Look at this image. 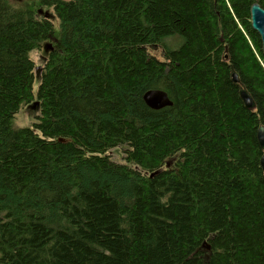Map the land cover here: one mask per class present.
Wrapping results in <instances>:
<instances>
[{"label":"trees","instance_id":"1","mask_svg":"<svg viewBox=\"0 0 264 264\" xmlns=\"http://www.w3.org/2000/svg\"><path fill=\"white\" fill-rule=\"evenodd\" d=\"M255 3L0 0V264H264Z\"/></svg>","mask_w":264,"mask_h":264},{"label":"water","instance_id":"2","mask_svg":"<svg viewBox=\"0 0 264 264\" xmlns=\"http://www.w3.org/2000/svg\"><path fill=\"white\" fill-rule=\"evenodd\" d=\"M71 1V0H64ZM251 28L258 34L261 42L262 53L264 55V9L255 3L250 8ZM45 48H51L50 44H46ZM232 81L234 84L240 87L239 96L244 106L248 110H254L256 104L251 94L241 85L238 74L233 70ZM143 101L148 108L154 111H159L165 108L173 106V102L170 100L168 94L162 90H150L143 95ZM257 140L261 150L264 152V127L261 126L257 132ZM61 143H65L66 140L60 139ZM261 169L264 172V155L260 160Z\"/></svg>","mask_w":264,"mask_h":264},{"label":"rangeland","instance_id":"3","mask_svg":"<svg viewBox=\"0 0 264 264\" xmlns=\"http://www.w3.org/2000/svg\"><path fill=\"white\" fill-rule=\"evenodd\" d=\"M20 2H33L34 0H18ZM46 13V16L53 21L56 25L58 24L53 12L50 10L48 12L47 10H43ZM45 50L47 48L44 47ZM44 49L40 51H33L30 54L31 59L35 62L36 65V72H35V83H34V94H36L38 85H39V77L41 73V68L43 66V58H44ZM152 54L159 59L161 58V52L160 50L156 49L152 51ZM40 115V107L39 104L34 102L30 105L23 106L20 112L15 116L12 127L15 130L18 129H24V128H33L34 124L37 122V117ZM111 158L114 162L122 163L123 162V156H122V150L117 149L110 152Z\"/></svg>","mask_w":264,"mask_h":264}]
</instances>
